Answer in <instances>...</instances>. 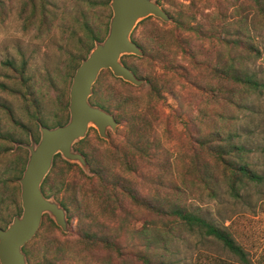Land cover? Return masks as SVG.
Wrapping results in <instances>:
<instances>
[{
    "label": "trees",
    "instance_id": "16d2710c",
    "mask_svg": "<svg viewBox=\"0 0 264 264\" xmlns=\"http://www.w3.org/2000/svg\"><path fill=\"white\" fill-rule=\"evenodd\" d=\"M158 1L162 5L165 3L163 0ZM165 1L167 5L165 9L173 18L174 26L187 33L190 32V34L180 37L173 32L171 34L173 38H169L167 35L160 34L158 29L153 27L149 31L142 29L138 35H135L134 30L132 38L144 50V56L125 55L123 61L144 81L141 85L136 86L122 78L115 77L128 85L127 94L104 87L103 75L106 72L111 74L112 72L110 69L101 72L94 85V93L90 100L113 113L120 123L125 124L128 140L123 145H119L113 139L109 142L103 140L96 132L97 138L105 142V148L95 147L87 137L75 143V148L81 151L90 163L92 175H87L77 163H70L63 159L61 154L55 156L53 167L42 184L43 192L47 197L55 196L60 200L61 204L70 212L68 213L70 221L76 214L73 210H78L80 207V211L82 210L81 219H89V224L79 239L73 243L61 241L55 235L54 238L47 240L43 247H37L35 239L39 237L41 230L52 227L60 229L55 221L45 214L37 234L23 248L30 264H56L59 263L58 260L63 264H76L78 260L89 261L88 258L92 254L97 255L98 253L104 256L98 261V264H114V261L122 262V264L132 262L131 258L134 257L132 245L126 246L121 243V232L108 227L105 221L99 222L98 212L89 207L81 208L77 201L79 194L83 197L91 194L94 199L97 198V207L103 210V213L113 212L116 214L115 198L117 199L119 195H126L135 204L142 205L146 209H153L158 214V218L164 226L157 233L158 238H155L161 255L154 251L151 254L149 249L143 250L139 254L136 253L140 258V264H179L166 253L171 251L173 242L183 239V234L196 235L202 239L219 242L230 253V257H212L204 264H255L249 252L236 240L228 226L208 218L203 210L189 205L179 195L176 199L171 198L166 203L155 207L147 196L141 195V191L134 181L113 169L115 165L121 163L128 173L138 171L136 165L132 164L135 160L133 156L138 141L144 144L150 143L151 132L160 118L159 115H156V111H153L156 109L153 102L154 100L167 99L166 95L170 94L178 104L177 107L180 111L176 113V116L185 126L186 139L192 148V152L188 156V163L184 165V177L186 176L195 184H201L203 190L212 198L217 197L220 191L226 188V193L230 197L240 199L247 195L251 184L262 185L264 183V174L259 173L257 165L251 159V149L245 144L242 134L234 130L236 128L234 124L237 122V115L234 112L250 109L251 95L254 92H261L264 86V81L258 72L250 69V64L253 62L252 57L257 58L259 50L255 43L254 31L258 29V26L264 27V24L254 20L255 18L250 15V10L256 9V15L259 18L262 16L264 19V0H214L220 9L205 13L207 15L203 17L200 12L203 13L204 10L196 4L209 0H188L190 2L185 3L186 5L183 7H176L170 0ZM25 3L34 12H40L42 17H46L48 0H40L38 3L36 0H26ZM105 4L109 5V0H106ZM152 18L153 16H150L142 20L139 25L150 22ZM108 28L109 20L103 34L92 29L89 30V43L85 47L86 52H89L94 46L95 40L105 38ZM206 41L216 42L225 49V51L218 52L215 64L212 63L209 56L214 50L211 44ZM206 43L209 44L207 49L204 48ZM86 55L85 53L81 60ZM179 55L189 59L192 67L187 68L183 65L179 60ZM131 58L147 59L148 64L160 66L164 73L174 72L176 75L180 73L186 82L176 90V87L171 86L172 83L169 82V79H165L155 72L143 70L137 63H132ZM81 60L74 58V64L69 71L65 100L59 102L65 111V117L55 116L57 119L54 120L44 117L43 104L37 97L31 77L26 74V65H15L9 60L5 63L11 67L9 76L15 80V85H9L4 81L0 83V87L12 95L21 97L26 105L23 111L26 114V121H24L22 118L16 117L9 103L0 99V111L5 113L11 127L3 128L0 124V204L6 203L10 199V202L13 201L15 214L22 212L19 179L25 169L29 153L28 149L23 146L15 148V144L29 142L31 135L38 141L39 122L44 125L57 126L68 121L69 88ZM207 71L212 72L219 81L222 79V86L218 87L216 92L222 91L220 92L221 99L224 98L225 105L220 102L210 110H214L213 112L217 115L212 119L219 117L226 126L221 127L220 123H216L211 126L208 132L203 133L196 132L194 128L190 127L193 125L192 122L197 120V116L188 114V110L183 108L181 94L184 92V87H190L193 93L202 91L204 81L201 78L205 77L204 73L206 74ZM144 84L149 85L148 102L143 100L139 94L131 92V89H139ZM111 97L116 98L115 102L111 101ZM203 110L200 111L201 115L206 116L207 112ZM188 116L190 119H187ZM198 118L201 120L210 119ZM141 145L138 161L146 159L148 164L153 167L158 158L159 149L149 146V149H144L143 144ZM110 150L111 152H109ZM184 154H187V146L183 149L182 155ZM76 172L80 174L78 179L73 178ZM94 179H97V183H94ZM170 187L178 190V185L173 184ZM62 192L69 196V200L59 197ZM11 215V213L0 215V227H7V223L11 221ZM61 232L66 234L64 231ZM42 241H44V237H42Z\"/></svg>",
    "mask_w": 264,
    "mask_h": 264
},
{
    "label": "rangeland",
    "instance_id": "374dc122",
    "mask_svg": "<svg viewBox=\"0 0 264 264\" xmlns=\"http://www.w3.org/2000/svg\"><path fill=\"white\" fill-rule=\"evenodd\" d=\"M36 1L38 3L40 0ZM48 1L47 15L44 18L40 12H34L25 3L26 0H0V83L6 81L9 85H15V80L9 76L11 67L5 64L6 61L9 60L15 65L25 64L26 74L31 77L37 97L43 104L44 117L54 120L57 119L55 116L65 117V111L61 108L59 102L65 100L69 71L74 64V58H80L81 60L85 53L88 55L89 52L85 51V47L89 43V30L92 29L97 33L103 34L107 21L109 20L110 22L112 8L110 0L109 5L105 4L106 0ZM163 1L165 2L163 7L166 8V1ZM170 1L176 7H183L186 5L185 3L190 2L188 0ZM196 5H199L204 10L203 13L200 12L201 17L207 15L205 13L215 12L220 9L214 0L199 2ZM255 10L251 9L250 15L258 23L264 24L263 17L260 16L259 18ZM138 25L135 28V35H138L142 29L149 31L151 27L158 29L160 34L167 35L169 38H173L171 35L173 32L180 37L190 34V32L187 33L185 30L177 29L174 26L173 18L172 21L162 23L158 18L153 17L150 22ZM254 35H256L255 43L258 45L259 50L258 57H252L253 62L250 64V69L258 72V75L264 81V27L258 26V29L254 31ZM208 43L211 44L214 50L209 56L212 59V63L215 64L218 52L225 51V49L216 44V42ZM208 43L204 45L205 49L209 47ZM179 60L187 68L192 67L189 59L179 55ZM131 62L137 63L147 72H155L163 78L169 79V82L172 83L171 86L176 87V90L180 89V85L186 82L182 74L178 73L176 75L174 72L164 73L160 66L148 64L149 61L147 59L131 58ZM112 74L106 72L103 75L105 79L104 87L127 94L129 91L128 85L121 80H117L116 76ZM204 76L201 78L204 81L202 91L193 93L190 87H184V92L181 94L183 108L188 110V114L197 116V120H195L197 124L190 120L193 123L190 127L194 128L196 132L203 133L208 132L211 126L216 123H220L221 127L226 126L225 122H222L219 117L212 119L217 115L213 112L214 110H210L220 102L225 105L224 98L221 99L222 95L220 92L222 91L216 92L218 91L217 88L222 86V79L219 81L212 72L208 71L206 74L204 73ZM131 92L139 94L143 100L149 101V85L144 84L139 89H131ZM105 93L107 94L108 92ZM166 96L168 97L167 99L154 100L153 102V106L156 108L153 111H156V115H159L160 118L151 132L150 143L144 144L138 141L135 149L133 156L135 160L132 164L136 165L138 171L128 173L124 170L125 166L121 163L115 165L113 169L134 181V184L141 191V195L147 196L155 207L166 203L171 198L176 199L179 195L189 205L203 210L208 218L213 219L215 222H222L229 227L236 240L249 252L255 264H264V183L262 185L251 184L247 195L240 199L230 197L226 193V188L222 189L217 197L212 198L203 190L201 184H195L186 176L184 177V165L188 163V156H190L192 148H190V142L186 139V128L176 116V113L180 111L177 107L178 104L170 94ZM0 99L9 103L16 117L26 121V114L23 112L26 105L21 97L12 95L0 87ZM115 99V97H111L112 102H115ZM249 107L250 109L248 110L234 112L237 115V122L234 124L236 128L234 130L242 134L245 144L251 149L252 161L257 165L259 173L264 174V86L261 92H254L251 95ZM202 110L207 112L206 116L201 115L200 111ZM198 117L210 119L201 120ZM187 119H190V116ZM0 124L3 128H11L5 113L2 111H0ZM40 124L42 123L39 122L38 131L41 135ZM96 132L98 133L95 127H90L86 137L95 147L105 148V142L97 138ZM109 134V140L100 137L99 133L98 136L108 142L113 139L119 145H123L128 140V132L123 123H120L116 131L109 129ZM31 138L35 140L32 135L29 137L30 141ZM30 141L22 143H30ZM16 144L15 148H17ZM141 144H143L144 149L148 148V146L153 149L155 147L159 149L158 158L153 167L148 164L146 159L138 161ZM185 146H187V154L182 155ZM85 173L92 175V173ZM79 176L80 174L76 172L73 178L78 179ZM94 183H97V179H94ZM173 184L178 185V190L170 187ZM53 197L60 202L58 198ZM59 197L69 200V196L64 195L63 192ZM77 201H79L81 208L89 207L91 210L98 212L97 219L99 222L105 221L108 227L119 233L121 232V243L126 246L132 245L134 248L132 255L134 257L131 258L132 262L129 261V264H140V258L137 254L146 249H149L148 251L151 254L154 251L161 255L155 238H158L157 233L164 226L153 209H146L142 205L135 204L126 195H119L117 199L115 198L117 204L116 214L113 212L103 213V210L97 207L98 199H94L91 194H87L85 197L79 194ZM12 202L8 199L6 203L0 204V215L11 213V221L17 215ZM73 211L76 214L71 221L69 219L70 229L67 232L64 231L66 234L61 232L63 231L61 227L60 229L54 227L43 229L40 231L39 237L35 239V246L43 247L44 243L54 238L55 235L61 241L70 243L79 239L81 233L88 226L89 219H81L82 210L80 211V207L78 210ZM183 235V239L173 242L171 251L166 253L179 264H204L212 257H230V253L219 242L202 239L196 235ZM42 237H44V241H42ZM98 255L101 254H92L88 258L89 261L78 260L76 264H98V261L104 258V256ZM58 261L59 263L57 262L56 264H63L60 260ZM114 264H122V262L114 261Z\"/></svg>",
    "mask_w": 264,
    "mask_h": 264
},
{
    "label": "water",
    "instance_id": "95a60500",
    "mask_svg": "<svg viewBox=\"0 0 264 264\" xmlns=\"http://www.w3.org/2000/svg\"><path fill=\"white\" fill-rule=\"evenodd\" d=\"M110 6L112 16L107 35L103 40H95L73 75L68 121L52 127L40 124L38 142L31 138L30 143L16 144L29 152L19 179L22 212L15 215L7 227H0V264H30L23 248L37 234L46 213L63 231H69L67 209L54 197H47L42 189L55 156L60 153L67 161L92 173L90 163L81 151L75 149V143L86 137L90 127H95L100 137L109 140V129L116 131L120 125L113 113L91 102L96 81L103 70L110 69L116 77L141 85L144 79L122 60L125 55L144 56V50L133 40L132 33L142 20L150 16L164 22L172 21L158 0H110Z\"/></svg>",
    "mask_w": 264,
    "mask_h": 264
},
{
    "label": "flooded vegetation",
    "instance_id": "af4514ba",
    "mask_svg": "<svg viewBox=\"0 0 264 264\" xmlns=\"http://www.w3.org/2000/svg\"><path fill=\"white\" fill-rule=\"evenodd\" d=\"M160 3V2H159ZM52 127V126H51ZM41 136V135H40ZM39 139H40V137H39ZM39 139H38V141H39ZM36 141V140H35ZM38 141H36V142H38ZM60 154V153H59Z\"/></svg>",
    "mask_w": 264,
    "mask_h": 264
}]
</instances>
